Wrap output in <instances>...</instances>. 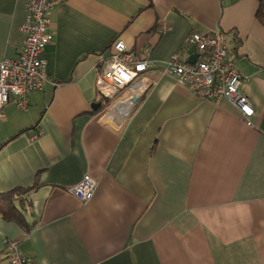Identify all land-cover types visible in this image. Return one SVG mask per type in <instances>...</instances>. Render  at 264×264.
<instances>
[{"label": "crops", "instance_id": "obj_1", "mask_svg": "<svg viewBox=\"0 0 264 264\" xmlns=\"http://www.w3.org/2000/svg\"><path fill=\"white\" fill-rule=\"evenodd\" d=\"M28 0H0V62L18 57ZM259 0H64L49 13L44 89L0 116V193L29 189V227L6 241L42 264H264V26ZM226 35L255 127L226 98L202 99L162 68L195 31ZM123 38L152 49L148 89L109 120L98 68ZM197 51V49H196ZM137 99V100H135ZM101 103L97 109L93 103ZM34 136H36L34 138ZM89 174L94 197L68 188Z\"/></svg>", "mask_w": 264, "mask_h": 264}, {"label": "built area", "instance_id": "obj_2", "mask_svg": "<svg viewBox=\"0 0 264 264\" xmlns=\"http://www.w3.org/2000/svg\"><path fill=\"white\" fill-rule=\"evenodd\" d=\"M64 0H28L27 15L21 25L25 40L18 57L0 62V116H4L9 104L24 110L29 105V95L44 89L49 81L44 52L53 41L50 29V11ZM188 47L196 46L199 57L188 62L179 55L166 61L162 73L175 78L179 86L192 91L202 99L226 98L238 107L245 122L255 127L254 105L241 87L245 80L232 59L226 35L220 29L213 32L195 31L188 37ZM111 53L98 68L96 87L99 95L107 101L109 120L128 118L134 105L148 89V72L156 63L150 58L152 49L132 50L123 38H117ZM36 136H34L35 138ZM98 181L86 174L68 190L87 203L95 195ZM6 252L9 264H42L27 255L19 241L7 240ZM54 264V263H51Z\"/></svg>", "mask_w": 264, "mask_h": 264}, {"label": "trees", "instance_id": "obj_3", "mask_svg": "<svg viewBox=\"0 0 264 264\" xmlns=\"http://www.w3.org/2000/svg\"><path fill=\"white\" fill-rule=\"evenodd\" d=\"M257 19L264 26V0H259ZM27 188H16L6 193H0V215L8 220H15L25 227H29L23 214V207L27 201Z\"/></svg>", "mask_w": 264, "mask_h": 264}, {"label": "water", "instance_id": "obj_4", "mask_svg": "<svg viewBox=\"0 0 264 264\" xmlns=\"http://www.w3.org/2000/svg\"><path fill=\"white\" fill-rule=\"evenodd\" d=\"M188 54H189V56H188V58H187V61H188V62L194 63V62L197 61V59H198V57H199V52L196 51V46L192 45V46L189 48V50H188ZM135 100H137V99H135ZM100 106H101V103H99V102H97V103H93V104H92V107H93L94 109H97V108H99Z\"/></svg>", "mask_w": 264, "mask_h": 264}]
</instances>
